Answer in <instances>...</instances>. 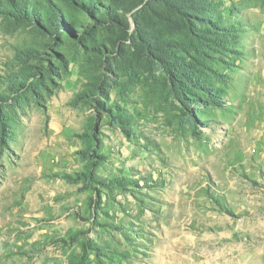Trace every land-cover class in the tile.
<instances>
[{
	"label": "rangeland",
	"instance_id": "obj_1",
	"mask_svg": "<svg viewBox=\"0 0 264 264\" xmlns=\"http://www.w3.org/2000/svg\"><path fill=\"white\" fill-rule=\"evenodd\" d=\"M35 3L0 9V264H264V0Z\"/></svg>",
	"mask_w": 264,
	"mask_h": 264
},
{
	"label": "trees",
	"instance_id": "obj_2",
	"mask_svg": "<svg viewBox=\"0 0 264 264\" xmlns=\"http://www.w3.org/2000/svg\"><path fill=\"white\" fill-rule=\"evenodd\" d=\"M2 2H0V9H4V7H7V5H9L10 7L9 8H12L14 9V11H18L19 14V17H23L24 15L25 16H28L29 13L28 12H31V15L34 19H37L40 21V17L38 16V11L41 9L39 6L40 4L38 3H35V0H7V3L5 4L4 7H2ZM167 71H169L170 73H172L173 69H170L168 67H166ZM177 73V72H176ZM185 74V72H184Z\"/></svg>",
	"mask_w": 264,
	"mask_h": 264
}]
</instances>
